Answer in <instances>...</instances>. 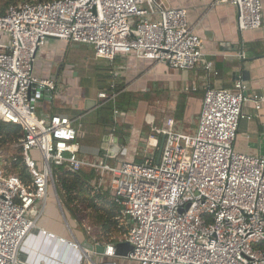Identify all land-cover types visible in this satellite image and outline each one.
I'll list each match as a JSON object with an SVG mask.
<instances>
[{
    "label": "built area",
    "instance_id": "obj_1",
    "mask_svg": "<svg viewBox=\"0 0 264 264\" xmlns=\"http://www.w3.org/2000/svg\"><path fill=\"white\" fill-rule=\"evenodd\" d=\"M212 4L236 10L239 32L262 25V0ZM0 33L9 38L0 44V120L21 128L13 149H20L29 174L23 181L0 166V264H19L21 246L51 199L71 232L56 191L57 167L76 175L99 172L97 186L92 187L95 177L86 180L88 191L91 196L102 194L104 204L117 208L114 242L92 236L84 242L93 247L90 250L72 235L68 245L80 253V264H99L98 258L108 264H264V249L255 248L264 245V157L234 147L240 120L252 119L242 113L244 103L252 102L258 112L264 98L247 95L242 80L231 88H205L192 133L178 130L174 116L164 118L159 127L149 121L153 147L164 138L158 163L152 155L139 163L118 160L117 166L83 160L77 120L36 113L37 102L52 101L59 89L57 80L33 74L35 54L49 39L88 45L95 58L109 64L119 54L133 53L172 71L201 66L207 75H216L184 9L164 7L159 0L26 1L0 15ZM109 77L112 90L117 75L110 71ZM114 96L98 93L105 102ZM104 150L105 160H116V153ZM6 153L0 150V162ZM6 161L11 166L15 158L9 155ZM104 173L110 174V181L103 191ZM83 227L91 236L90 226ZM118 243L129 244L131 251L117 256ZM95 246H103V252L96 253Z\"/></svg>",
    "mask_w": 264,
    "mask_h": 264
},
{
    "label": "crops",
    "instance_id": "obj_2",
    "mask_svg": "<svg viewBox=\"0 0 264 264\" xmlns=\"http://www.w3.org/2000/svg\"><path fill=\"white\" fill-rule=\"evenodd\" d=\"M159 1L164 7L186 11L188 26L199 37L204 59L212 62L216 75L212 72L207 75L201 66L191 71H172L133 53L119 54L109 64L90 54L88 45L57 39L47 40L35 54L33 74L42 79H55L59 85L52 101L43 98L37 102L36 113L43 117L76 119L77 128L80 125L77 137L79 157L83 160L117 166L118 160L139 163L152 155L156 161L157 153L152 145L155 141L148 124L152 120L157 127L160 125L162 105L156 103H165L176 119L178 130L192 133L197 125L205 88H231L237 81L239 76L236 73L242 71L240 49L254 57L244 66L247 75L242 81L247 84L246 94L253 92L264 98V0L261 27L243 32L236 27V10L228 4L213 5L212 0ZM8 41V36L0 33V44ZM106 69L117 75L112 90L109 89ZM101 91L115 95L113 100L120 94H126L132 104L130 109L113 114L112 126L100 115L101 106L105 103L98 99ZM92 100L96 101V106L86 110L85 101ZM180 109L182 113L177 118ZM242 113L252 119L240 120L235 150L264 157V102L257 112L254 104L246 101ZM110 135L111 144H108ZM160 140L158 138V144ZM104 149L116 153V160H105ZM33 156L37 157L36 154ZM83 173L91 174L92 171ZM64 216L71 232L65 225L61 210L51 199L37 228L29 233L21 246L19 264H80V253L68 242L73 235L77 242L83 244L85 233L79 229L76 220L69 215ZM41 231H46V235ZM97 263L108 264L109 261L98 258Z\"/></svg>",
    "mask_w": 264,
    "mask_h": 264
},
{
    "label": "trees",
    "instance_id": "obj_3",
    "mask_svg": "<svg viewBox=\"0 0 264 264\" xmlns=\"http://www.w3.org/2000/svg\"><path fill=\"white\" fill-rule=\"evenodd\" d=\"M50 0H37L34 2H47ZM18 0H5L0 6V15L4 14L10 6H18ZM108 79L110 77L108 76ZM117 90V89H115ZM110 92V91H109ZM111 94V93H108ZM126 94L118 95L114 100L105 102L101 106V117L105 122H113L114 111H126L132 104ZM177 118H180V109L177 112ZM22 137L21 128L14 124L4 123L0 120V150L8 151L17 144ZM15 161L11 163V169L23 180H29V174L21 161L20 149H13ZM33 154V153H32ZM36 154V153H35ZM33 154V155H35ZM56 175V191L58 198L63 206V212L76 220L79 229L83 231V226H90L91 236L85 234V241H89L93 236L97 240L103 239L105 242H114L112 235L117 232L116 212L117 208L112 203H103V195H94L88 191L86 180L91 179L92 175L81 173L80 175L71 174L61 167L54 169ZM68 221V220H67ZM84 232V231H83ZM85 233V232H84ZM255 248L264 249V245H256Z\"/></svg>",
    "mask_w": 264,
    "mask_h": 264
},
{
    "label": "rangeland",
    "instance_id": "obj_4",
    "mask_svg": "<svg viewBox=\"0 0 264 264\" xmlns=\"http://www.w3.org/2000/svg\"><path fill=\"white\" fill-rule=\"evenodd\" d=\"M26 1L34 2V1H37V0H18V3L21 4V3L26 2ZM4 2H5V0H0V6H1L2 4H4ZM89 48H90V49H89V53L92 54V53H93V50H92L91 47H89ZM83 52H84V51H83ZM107 69H108V68H107ZM107 69H106V75L109 76V74H110V70H107ZM156 104H158V106L162 105V111H161V115H162V116H161V121H162L164 118H166V117H172V115L170 114L169 108L165 105V103H156ZM163 104H164V105H163ZM158 111H160V110H157V112H158ZM158 148H159V144H157V146L154 148L155 153H157ZM5 152H7V153H6V157L3 156V157L1 158L2 160H1V162H0V166H5V167H7V168L9 169V172H11L12 174H16V172L13 171V170L11 169V166H10L9 162L6 161V160H7V157H8L9 155H13V154H15L16 152L13 150V148H11L10 150L5 151ZM88 174H89V173H88ZM89 175H92L91 178L95 177V180L92 182V187H93V186H97V185H98V182H99L100 173H99V172L95 173V172L92 171V173L89 174ZM109 181H110V174L104 173L103 176H102L101 185H100L101 190L104 191V189H107V188H108V183H109ZM62 208H63V206H62ZM77 226H78V225H77ZM78 227L80 228V226H78ZM83 231L85 232L84 227H83ZM87 235H88V234H87ZM88 236H89V235H88ZM112 237H114V238L116 239V238H117V233L113 234ZM100 240L104 241L103 239H100ZM115 263H116V264H122L121 260H119V261L116 260Z\"/></svg>",
    "mask_w": 264,
    "mask_h": 264
},
{
    "label": "water",
    "instance_id": "obj_5",
    "mask_svg": "<svg viewBox=\"0 0 264 264\" xmlns=\"http://www.w3.org/2000/svg\"><path fill=\"white\" fill-rule=\"evenodd\" d=\"M240 67L242 69V71L240 73H236L238 79L237 80H246V71L244 70V66H245V63L251 61V59H253V54L252 53H243V49H240ZM240 74V75H239ZM241 76V77H240ZM241 78V79H240ZM85 109L86 110H90L92 108H94L96 106V101H85ZM163 142H164V138L161 137V140H160V144H159V150L157 152V156H156V163H158L159 161V158H160V150L162 148V145H163ZM83 246L87 247L88 249H93V247L90 245V244H87V243H83ZM115 249H116V255L117 256H126L130 251H131V246L127 243H118L116 244L115 246ZM94 250L96 253L98 254H101L103 252V246H95L94 247Z\"/></svg>",
    "mask_w": 264,
    "mask_h": 264
}]
</instances>
